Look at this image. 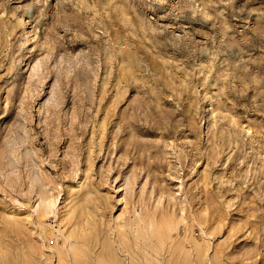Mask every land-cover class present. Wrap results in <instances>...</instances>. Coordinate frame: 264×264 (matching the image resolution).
Masks as SVG:
<instances>
[{
	"label": "rangeland",
	"instance_id": "374dc122",
	"mask_svg": "<svg viewBox=\"0 0 264 264\" xmlns=\"http://www.w3.org/2000/svg\"><path fill=\"white\" fill-rule=\"evenodd\" d=\"M0 264H264V0H0Z\"/></svg>",
	"mask_w": 264,
	"mask_h": 264
},
{
	"label": "bare ground",
	"instance_id": "6f19581e",
	"mask_svg": "<svg viewBox=\"0 0 264 264\" xmlns=\"http://www.w3.org/2000/svg\"><path fill=\"white\" fill-rule=\"evenodd\" d=\"M46 205H47V203H46Z\"/></svg>",
	"mask_w": 264,
	"mask_h": 264
}]
</instances>
